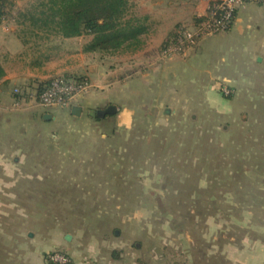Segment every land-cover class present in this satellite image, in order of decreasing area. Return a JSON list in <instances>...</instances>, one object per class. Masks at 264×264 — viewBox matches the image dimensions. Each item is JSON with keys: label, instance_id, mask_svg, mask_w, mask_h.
<instances>
[{"label": "rangeland", "instance_id": "1", "mask_svg": "<svg viewBox=\"0 0 264 264\" xmlns=\"http://www.w3.org/2000/svg\"><path fill=\"white\" fill-rule=\"evenodd\" d=\"M34 3L16 0L14 13ZM252 40L236 33L219 44L235 66L210 89H184L179 78L164 82L157 72L145 89L132 83L131 92L144 97L129 127L120 118L127 104H110L117 113L85 110L83 120L61 121L57 139L43 133L24 155L0 147V264H38L40 257L52 264L53 252L73 264L71 253L197 264L211 214L235 230L242 215L227 218L228 210L263 209L264 49L246 60L232 56ZM161 50L162 58L174 57ZM5 158L24 161L12 173Z\"/></svg>", "mask_w": 264, "mask_h": 264}, {"label": "crops", "instance_id": "2", "mask_svg": "<svg viewBox=\"0 0 264 264\" xmlns=\"http://www.w3.org/2000/svg\"><path fill=\"white\" fill-rule=\"evenodd\" d=\"M130 6L131 15L139 19L145 28L140 37L141 46L135 51L124 50L114 54L84 51L90 36L62 38L32 32L26 27L28 31H25L16 12L12 13L15 16L11 15L0 23V66L4 70L0 79V147H5L2 150L4 154L24 155L26 148L40 144L37 140L43 133L49 132L50 137L57 139L56 130L61 121L72 123L83 120L85 110L89 109L99 110L100 117L99 114L106 111H101L102 108L114 106L110 104H127L120 112V118L122 125L131 126L134 108L140 104L138 102L144 94L141 91L131 92L130 85L141 81L145 89V82L153 76V72H157L156 78L161 75L159 80L165 78L164 82L171 75L175 80L179 78L177 84L186 83L182 87L188 90L210 89L211 82H215L214 87L217 86L214 80L223 75L227 67L235 66V61L227 58L219 44L236 33L247 34L255 40H252L251 47H244L241 52L234 51L232 56L246 60L252 55H259L264 49V39L260 38V32L264 31V4L240 8L228 34L205 39L189 53L167 60L159 54L162 45L177 26L192 23L205 13L206 1L130 0ZM17 10L23 9L19 7ZM57 76L84 77L88 80L89 90L77 99L74 106L82 108L81 116L72 114L73 107L43 109L32 98L42 87L41 84L49 83ZM159 87L166 90L169 85ZM196 94L194 104L197 102ZM114 108L117 110L116 106ZM46 115H51V118L45 119ZM23 161L24 158L17 162L7 159L2 164L4 169L14 173ZM17 181L19 178L11 183L7 179L9 184ZM228 211L231 212H226L225 217L231 218L237 213L242 215L243 221L235 222L238 229L234 230L228 223L216 220L218 211L211 214L209 232L204 237L207 243L204 249L201 246L197 248V264H264V208L254 212L243 204L241 210ZM54 248L57 245L50 250ZM71 258L75 264H123L120 259L94 258L93 255L77 253H71ZM38 264L49 263L40 257ZM129 264L145 263L137 257Z\"/></svg>", "mask_w": 264, "mask_h": 264}, {"label": "trees", "instance_id": "3", "mask_svg": "<svg viewBox=\"0 0 264 264\" xmlns=\"http://www.w3.org/2000/svg\"><path fill=\"white\" fill-rule=\"evenodd\" d=\"M15 3L16 0H0V23L16 12ZM17 16L32 32L62 38L90 36L84 47L87 52L135 51L145 32L142 22L131 15L130 0H35L28 9L17 11ZM175 30L162 49L173 41ZM3 76L0 66V79Z\"/></svg>", "mask_w": 264, "mask_h": 264}, {"label": "built area", "instance_id": "4", "mask_svg": "<svg viewBox=\"0 0 264 264\" xmlns=\"http://www.w3.org/2000/svg\"><path fill=\"white\" fill-rule=\"evenodd\" d=\"M206 11L189 24H181L175 30L173 41L161 50L163 57L185 55L194 50L203 40L227 33L233 27L237 11L250 4L261 5L264 0H204ZM90 88L87 79L57 76L32 96L43 109L72 108L77 99ZM1 102V97H0ZM52 264H71L67 254L53 252L48 255ZM87 264V263H83Z\"/></svg>", "mask_w": 264, "mask_h": 264}, {"label": "water", "instance_id": "5", "mask_svg": "<svg viewBox=\"0 0 264 264\" xmlns=\"http://www.w3.org/2000/svg\"><path fill=\"white\" fill-rule=\"evenodd\" d=\"M82 113V108L81 107H73L72 108V114L74 116H80ZM106 114H113V113H116V109L113 107V106H110L107 108V110L104 112ZM104 113H101L100 116H102V114ZM105 115V114H104ZM51 118V115H46L45 116V119H50ZM68 238H70V235H68Z\"/></svg>", "mask_w": 264, "mask_h": 264}]
</instances>
